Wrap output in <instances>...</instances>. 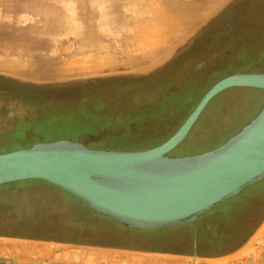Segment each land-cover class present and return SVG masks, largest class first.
Masks as SVG:
<instances>
[{
  "label": "rangeland",
  "instance_id": "rangeland-1",
  "mask_svg": "<svg viewBox=\"0 0 264 264\" xmlns=\"http://www.w3.org/2000/svg\"><path fill=\"white\" fill-rule=\"evenodd\" d=\"M13 7L0 10V78L9 80L0 82V153L60 139L101 150L148 149L166 141L222 78L264 72V0H14ZM203 59L215 70L196 69ZM149 76L156 79H142ZM173 87L187 100H179L176 115L159 113L171 104L165 98ZM263 104L262 90L220 93L169 156L219 146ZM263 219L258 185L194 225L158 231L167 240L153 244L137 233L115 234L120 226L54 186H0V245L48 241L64 259L112 254L91 246L125 240L145 249L230 252L261 239Z\"/></svg>",
  "mask_w": 264,
  "mask_h": 264
},
{
  "label": "water",
  "instance_id": "water-1",
  "mask_svg": "<svg viewBox=\"0 0 264 264\" xmlns=\"http://www.w3.org/2000/svg\"><path fill=\"white\" fill-rule=\"evenodd\" d=\"M232 88L264 91V72L222 78L166 141L148 149L101 150L60 139L0 153V186L45 182L93 213L135 231L194 223L264 180V104L219 146L199 154L169 156L187 138L210 101Z\"/></svg>",
  "mask_w": 264,
  "mask_h": 264
},
{
  "label": "crops",
  "instance_id": "crops-1",
  "mask_svg": "<svg viewBox=\"0 0 264 264\" xmlns=\"http://www.w3.org/2000/svg\"><path fill=\"white\" fill-rule=\"evenodd\" d=\"M0 4L6 5L5 7L4 5L1 6L0 10L8 11L10 9H14V0H0ZM8 4H11V6H8ZM23 5H29V2H23ZM108 219L120 226L119 229L111 231L115 234H122L125 239L128 236V238H131L135 235V233H137V238L139 239L167 240L166 237L157 234V232L162 229L155 231H135L125 228L111 218ZM197 222L198 220L195 223ZM190 225H194V223L174 228H181ZM260 228L262 230V232H260L261 234H259L261 235V239L256 240L251 247L247 243L249 241H245V243L237 249L224 253H204L198 251L197 249H194L189 253L165 249L160 250L159 248L145 249L139 248L138 246L133 247L131 245L132 241L126 242L125 240L123 242L124 244L91 246L104 251L113 252L112 254L103 253L101 256L97 254H80L81 256L74 254V257L64 259L62 258V255L58 254V251L53 248L54 246L47 243L48 241H36L44 245L35 243L16 244L14 246L0 245V264H264V219L257 227V232ZM253 234L255 233L250 235V239L253 238ZM58 243L59 242L52 244Z\"/></svg>",
  "mask_w": 264,
  "mask_h": 264
},
{
  "label": "trees",
  "instance_id": "trees-1",
  "mask_svg": "<svg viewBox=\"0 0 264 264\" xmlns=\"http://www.w3.org/2000/svg\"><path fill=\"white\" fill-rule=\"evenodd\" d=\"M200 39H201V35L200 36H197L196 38H194L193 40H192V42L190 43V45L189 46H187L186 48H184L181 52H179L178 54H177V57H175L169 64H167L165 67H163V68H161V69H159V70H167V68H169L170 67V65L172 66V63L174 62V60H176V58H178V57H180V55L182 54V53H187L192 47H193V45L195 44V43H199L200 42ZM204 46H209V43H205V45ZM210 63H212V62H208V61H206V59H203L202 60V63H200V65L198 66V67H195L196 69H198V70H215L214 69V64H210ZM189 70H192V69H189ZM195 70V69H194ZM195 76H191L190 78L192 79V78H194ZM188 90H189V94H190V96L192 95V94H195L196 92H195V90L193 89V87H189L188 88ZM168 91L169 92H167V96H166V100L167 101H169L171 104L169 105V104H166V102H164L163 104L164 105H162V106H160L159 107V113H163L165 110H168V112L171 114V115H176L177 113V110L178 109H180L181 107H182V105L180 104V102H179V100L181 101V102H183V101H186L187 100V97L188 96H186L185 98H183L182 97V100H181V94H180V91H178L177 89H176V87H173V89H171V90H169L168 89ZM161 95V94H160ZM187 95V94H186ZM170 98V100L169 99H167V98ZM168 105V108H170V109H167L166 108V106ZM178 107H180V108H178ZM164 108H166V109H164ZM33 144V143H32ZM31 145V144H30ZM30 145H26V147H29ZM24 182H26V181H24ZM31 182H39V183H43V184H47V183H45V182H42V181H39V180H31ZM18 183H22V182H18ZM15 184H17V183H12V184H7V185H15ZM47 185H49V184H47ZM258 185H264V180L262 181V182H260V183H257V184H254V185H252V186H250L249 188H247L246 190H244L239 196H242V195H244L248 190H250V189H252V187L254 188V187H256V186H258ZM239 196H237V197H239ZM72 197V196H71ZM236 198V197H235ZM232 199H234V198H232ZM232 199H230V200H228V201H231ZM220 205V204H219ZM216 207H218V205L216 206ZM215 207V208H216ZM214 208V209H215ZM212 211V210H211ZM202 217V216H201ZM200 217V218H201Z\"/></svg>",
  "mask_w": 264,
  "mask_h": 264
},
{
  "label": "flooded vegetation",
  "instance_id": "flooded-vegetation-1",
  "mask_svg": "<svg viewBox=\"0 0 264 264\" xmlns=\"http://www.w3.org/2000/svg\"><path fill=\"white\" fill-rule=\"evenodd\" d=\"M164 71V70H163ZM160 71H158V73H159ZM162 72V71H161ZM153 78V80H155L156 79V76H149L148 78H142L143 80H150V79H152ZM6 79H8V78H0V82H9V80H6ZM147 82V81H146ZM144 85H145V83H143ZM54 240V239H53ZM55 240H57V241H60L59 239H55ZM56 241V242H57ZM157 241L158 240H154L152 243L153 244H156L157 243ZM150 248H159L160 250H162V249H165V250H173V251H179V252H184V253H189V252H191L190 251V249H188V248H178V247H173V248H165V247H156V246H152V247H150Z\"/></svg>",
  "mask_w": 264,
  "mask_h": 264
},
{
  "label": "bare ground",
  "instance_id": "bare-ground-1",
  "mask_svg": "<svg viewBox=\"0 0 264 264\" xmlns=\"http://www.w3.org/2000/svg\"><path fill=\"white\" fill-rule=\"evenodd\" d=\"M112 14V13H111ZM109 16V15H108ZM112 17V16H111ZM113 19H115V18H113ZM107 25V24H106ZM12 69V68H11ZM14 69V68H13ZM89 263H91V262H89ZM184 264V263H183Z\"/></svg>",
  "mask_w": 264,
  "mask_h": 264
}]
</instances>
